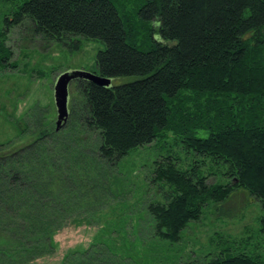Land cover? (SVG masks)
I'll return each mask as SVG.
<instances>
[{
    "label": "trees",
    "instance_id": "16d2710c",
    "mask_svg": "<svg viewBox=\"0 0 264 264\" xmlns=\"http://www.w3.org/2000/svg\"><path fill=\"white\" fill-rule=\"evenodd\" d=\"M2 3L13 8L0 29V71L14 67L7 29L26 23L50 42L101 41L91 72L128 81H77L70 131H39L11 152L0 144V264L50 254L68 221L102 206L108 172L154 142L160 155L149 183L162 193L146 206L151 236L177 244L209 206L222 220L240 217L243 205L226 204L243 193L245 207L248 198L260 205L264 238V0H136L130 11L114 0ZM213 176L219 182L208 183ZM103 240L63 264H137ZM216 244L201 263L186 264H264L231 241Z\"/></svg>",
    "mask_w": 264,
    "mask_h": 264
},
{
    "label": "rangeland",
    "instance_id": "374dc122",
    "mask_svg": "<svg viewBox=\"0 0 264 264\" xmlns=\"http://www.w3.org/2000/svg\"><path fill=\"white\" fill-rule=\"evenodd\" d=\"M114 1L124 11L136 8V0ZM12 8L9 3L0 4V29L5 14ZM4 46L11 52L8 64L14 67L0 71V144L8 143L7 151L11 152L30 143L37 132L55 130L53 86L57 76L66 71L92 73L96 54L104 45L99 40L82 38L46 41L34 36L28 24L21 23L7 29ZM127 81L113 79L112 86ZM76 82L69 85V117L61 131H70L75 123L70 100ZM168 137L171 143L172 136ZM158 146L154 142L142 147L110 170L109 178L103 180L105 189L100 190L106 197L101 199L102 206L74 216L53 236L54 250L29 264H63L66 254L84 250L100 239L119 251L131 253L137 264L201 263L206 253L216 251V243L224 241L264 257V238L258 229L262 211L255 198H248L250 203L245 207L247 198L243 193L233 196L226 204V207L243 205L240 217L222 220L209 206L199 221L189 223L181 232L177 244L151 236L146 206L148 202L159 201L162 193L149 183L152 164L160 155ZM174 154L186 163L183 151L174 148ZM217 178L211 177L208 183L219 182Z\"/></svg>",
    "mask_w": 264,
    "mask_h": 264
},
{
    "label": "water",
    "instance_id": "95a60500",
    "mask_svg": "<svg viewBox=\"0 0 264 264\" xmlns=\"http://www.w3.org/2000/svg\"><path fill=\"white\" fill-rule=\"evenodd\" d=\"M74 81H86L103 88H110L112 80L86 71H66L60 73L53 86V104L56 112L55 132L61 131L69 117V85Z\"/></svg>",
    "mask_w": 264,
    "mask_h": 264
}]
</instances>
